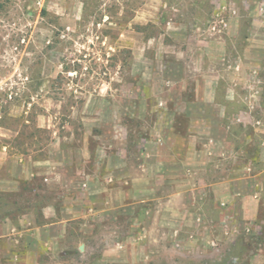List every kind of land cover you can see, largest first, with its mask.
I'll list each match as a JSON object with an SVG mask.
<instances>
[{
    "label": "rangeland",
    "instance_id": "1",
    "mask_svg": "<svg viewBox=\"0 0 264 264\" xmlns=\"http://www.w3.org/2000/svg\"><path fill=\"white\" fill-rule=\"evenodd\" d=\"M211 44L264 79V0H0V222L70 209L62 246L2 236L0 264L264 257V129L207 119L210 79L240 108L220 54V76L194 68ZM227 178L256 215L221 202Z\"/></svg>",
    "mask_w": 264,
    "mask_h": 264
},
{
    "label": "crops",
    "instance_id": "2",
    "mask_svg": "<svg viewBox=\"0 0 264 264\" xmlns=\"http://www.w3.org/2000/svg\"><path fill=\"white\" fill-rule=\"evenodd\" d=\"M261 36L262 35H259V37ZM223 51L225 52V49H223V47L222 49H220V52L214 51L211 44L208 49L206 48V52L197 55L198 58L196 60L198 62L195 64L194 68L197 69L198 72L203 75H207L208 72L212 70L213 76H220L221 72L217 70L218 66L213 65L215 62L214 58H216V56L220 54L219 56L223 60L221 64L224 67V73L222 76L223 78L226 77L227 80L224 98L225 100H227V102L239 104L240 108L237 109L236 113H233L232 115L228 113L226 106L216 101V84L214 83V80L210 79L206 81L207 89H211V93L208 95V103H210V106L214 109L211 110L210 114L207 115L206 113L207 119L212 124V126L215 124V121H217L219 124L221 123V120L224 121L230 119L232 121H242L244 122V124H246V122L253 123V125L257 129L263 130L264 79H260V77L258 76L259 66L256 65V67H254V65L248 62L249 60L247 58L245 59L241 56H239V58H235L234 61H231L230 58H225ZM204 56H207L209 62L208 68H205L206 65H204L203 60ZM220 69H222L221 66ZM192 103L194 104L196 103V101H192ZM217 109H219V112L217 111ZM214 110L215 113H213ZM229 127V124H225L223 127L225 129L226 134L229 133ZM257 146L260 148L261 151H263L264 148L262 147V145L258 144ZM209 153H213V151L210 150ZM33 164L34 163H32L31 165L33 166ZM29 174L33 177L34 175L38 174V172L30 171ZM216 184H219L220 186L226 185V191H224V193L220 197V200L226 206L227 209L228 207H230V201H233V199H235L234 196H236V199L240 200L237 205L238 208H236V210L246 209L248 211L247 202L244 204V200L247 199V201H249L250 199H248L247 197H240L242 196V193H240L239 191H237L236 193L233 192L232 178H227ZM258 200L259 196L257 194H253L251 196V210L248 213L251 214V216L256 215L258 212ZM69 210V208L63 209L61 211L62 216L60 215V218L56 216L57 218L50 219L52 216H55L56 210L53 205H46L44 206V208H42L41 211V215L45 219L44 222L41 224L34 223V225H31L30 228L25 230L19 228L16 224H13L11 221L0 222V238L2 236L14 237L13 239L17 241V236L21 235L23 232L26 231L28 232V240L26 244L29 247V252H31L32 249L36 248L47 249L62 246L64 235L67 232L66 224L69 220V217L67 216ZM30 260H33V257L30 256L29 261ZM235 260L237 261V258H235ZM34 262H36L35 259ZM246 264H264V257L259 256V254H255L250 258V261L246 262Z\"/></svg>",
    "mask_w": 264,
    "mask_h": 264
},
{
    "label": "water",
    "instance_id": "3",
    "mask_svg": "<svg viewBox=\"0 0 264 264\" xmlns=\"http://www.w3.org/2000/svg\"><path fill=\"white\" fill-rule=\"evenodd\" d=\"M82 248V247H81Z\"/></svg>",
    "mask_w": 264,
    "mask_h": 264
}]
</instances>
